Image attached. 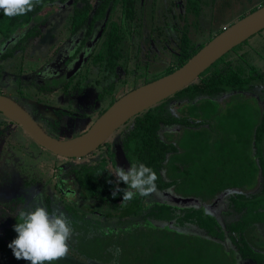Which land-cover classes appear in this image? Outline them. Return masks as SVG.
Returning <instances> with one entry per match:
<instances>
[{"label": "trees", "instance_id": "trees-1", "mask_svg": "<svg viewBox=\"0 0 264 264\" xmlns=\"http://www.w3.org/2000/svg\"><path fill=\"white\" fill-rule=\"evenodd\" d=\"M201 3L202 0H185V11L198 17ZM52 6H57V9L52 10L50 15L60 10L62 6L72 8L70 34L64 44L68 51L71 49L67 62L77 59L80 54L84 62L90 60V66L98 67L103 74L104 84L108 83L107 87H104V92L98 93V99L104 98L107 94L112 96L116 86L115 81L110 78H119L121 75L119 70L124 61V34L121 27L111 21V15L119 8L123 21L134 23L137 14L136 0H41L32 12L24 16L9 18L0 12L1 43L7 41L21 43L23 39L37 37L40 32L39 26L45 23L39 20L41 12L45 7ZM24 27L26 31L22 35L19 31ZM16 43L12 49L5 50L1 58L12 57L13 51L19 48ZM240 46L231 51L237 50ZM201 47L202 45L194 46L187 32H183L176 65L168 69L163 76L181 67ZM62 48L61 53L64 51ZM229 53L213 63L196 81L131 119L132 126L129 131L122 141H116L118 147L107 151V159L113 169L121 164L128 171L131 163L137 162L152 168L158 177L155 193L149 196L136 195L132 201L125 202L126 204L123 203L122 192L113 198L117 178L102 156L91 158L95 156L94 153L80 162L60 167V186L62 185L63 189L65 186H74L78 193H84L85 199L90 200L94 206L106 208L108 210L106 213L109 214L107 217L103 216L106 218H110L120 209L123 213L128 205L134 206L135 210H144L142 203L147 201L152 204L146 207V217L154 215L166 221L177 217L176 220L181 223L189 221L193 232L197 234H206L207 237L214 238L217 232H223L221 240L226 237L232 243L234 237L231 232L243 234L248 228L263 223L264 89L254 92L251 83L264 80V72H257L253 66L246 70L241 65L234 66L232 63L220 66ZM64 73L57 79L50 78L40 88L47 93L61 89L65 94L75 89L82 90V82L87 76L76 80L80 73V63L75 62L70 74ZM155 79L157 78L143 84ZM75 80V85L70 90V84ZM247 94H253L251 98L255 97L258 100L255 103L261 104L257 121L254 117L242 113L243 110L246 112L243 102L246 101ZM239 97L244 99L240 103H233ZM221 103L232 107L229 111H221ZM65 113L69 114V111L54 110L56 115ZM0 118L2 119L1 115ZM57 125L58 123H55L54 128ZM250 185L254 190L260 188L252 194V190L246 191V187ZM126 187L123 183L119 184L121 189ZM66 191L74 192L68 187ZM226 194L229 199L228 210L233 213V220L226 226L221 225V222L219 225L216 219L203 212L202 206L183 207L184 209L176 213L170 209L172 206L160 202L164 201L166 196L182 199L190 197L192 201L202 200L207 203L206 205H210ZM62 205L63 210L49 203L48 211L59 208L71 220L75 211ZM16 223L15 217L10 221L8 229H4L0 234V264H30L28 261L17 260L8 247L17 236L14 231ZM168 240L175 244L174 248H181V251L171 250L168 245L166 249L170 250L167 253L170 261L163 255L158 264L202 262L200 249H193L182 239L176 238L173 242L169 237ZM144 244L140 250L144 249ZM149 249L153 255V246ZM238 250L243 259L263 263V255L252 253L247 245L238 247ZM173 251L176 252L175 255ZM205 254L206 261L203 264H207L208 261Z\"/></svg>", "mask_w": 264, "mask_h": 264}, {"label": "rangeland", "instance_id": "rangeland-1", "mask_svg": "<svg viewBox=\"0 0 264 264\" xmlns=\"http://www.w3.org/2000/svg\"><path fill=\"white\" fill-rule=\"evenodd\" d=\"M203 1L205 7L202 6L199 17L195 18L192 13L185 12L184 0H136V20L130 25L123 21L120 9L116 8L111 15V21L116 22L124 34V61L121 71L124 73L119 78V84L113 96L104 97L102 100L97 99V95L102 93V89L93 84L97 68L90 66V60L80 65V73L76 78L79 80L87 76L83 81L85 86L83 92L72 93L69 91L68 94H65L63 91L57 90L46 94L39 92L35 85L37 71L56 57L54 52L69 36L72 8L62 6L60 10L46 18L43 25L39 26V35L28 41L25 49L18 48L14 51L13 58L0 60V93L10 96L16 101L18 99V103L36 121L39 120L54 138L67 140L76 137L91 126L103 109L106 110L110 106L111 100L115 101L134 87L142 85L146 79L162 77L168 69L176 65L180 39L185 27L189 30L188 35L191 42L194 46L199 47L220 33L223 26L228 27L257 9L248 7V4L257 0ZM260 1L258 8L264 5L263 0ZM56 9L57 6L45 7L39 20L42 21L44 15ZM7 45V43L3 45L0 54L7 47L9 50L14 47V44ZM60 51L61 49L58 50L59 53ZM227 63H232L234 66L241 65L246 70L249 66H253L257 72H264V29L243 42L237 50L230 51L220 66ZM47 67L40 71V78L44 84L47 83V80L44 81ZM59 68H62L61 64ZM251 87L254 92H260L259 90L264 89V80L253 81ZM252 95L245 96L246 101L243 103H245L246 112L243 110L242 113H246L245 116L254 117L257 121L261 104H256L255 102L258 100L255 97L251 98ZM242 99L244 98L239 97L233 103H240ZM35 104L49 112L52 109L71 111L74 116L68 119L64 125H58L56 128L48 127L41 120ZM220 107V110L225 112L229 111L232 106L221 103ZM131 126V121L121 126L99 150L94 152L95 156L91 158L102 156L108 163L109 169L114 172L107 159V151L118 147L116 141H122ZM18 134L15 125L0 122V217L4 215L5 210L9 218H12L20 208L31 203L34 207L40 200L39 204L43 206L45 196L49 197L47 209L50 208L49 203L55 204L61 210H63L62 204L73 209L75 211L71 217L73 236L69 241V252L57 264H114V262L118 264L124 259V255L127 259L131 258L137 263L136 256L132 253L135 252L137 257L142 259L143 252L151 246L154 248V254L151 258L146 259V263L158 264L163 255L168 257L167 253L170 251L166 249L168 245L171 250L181 251V248H174L175 244L168 240L169 237L173 242L176 241V238L182 239L193 249H200L203 259L200 264L206 261L205 253L208 256L207 264H258L256 261L243 259L240 255L238 247L246 245L252 253L263 255L262 264H264V222L248 228L243 234L231 232L234 243L227 240L226 237L221 240L224 236L223 232H217L214 238L207 237L206 234H197L193 232L189 221L185 220L181 223L176 220L177 217L166 221L154 215L143 216L136 221L141 222L138 224L139 228L134 232H124L117 230V224L112 225L117 223L118 219L112 216L106 218L109 215L106 213L108 210L101 206H94L90 200L85 199V194L78 193L74 186H65L63 189L61 185L60 193L51 196L53 189L49 185L45 186V183L50 178V174L55 180L57 172L52 166L53 160L49 166L46 164V158L54 156L48 152L44 154H38L36 150L31 152L33 146ZM49 159L47 158V160ZM119 167L126 171L121 164ZM67 187L74 192L66 191ZM246 188V191L251 192L252 190V194H254L260 187L256 190L252 189L251 185ZM19 195L23 196V202L16 203L14 200H10ZM35 195H39V198L33 202ZM185 199H189L191 202L173 203L171 201L170 205L173 207L170 209L172 208L178 213L180 209H184L183 207L202 206L203 212L216 219L219 225L221 222V225L226 226L230 220H233V213L228 210L227 194L217 198L210 205H206L207 203L202 200L192 201L190 197H185ZM146 223H152L156 229L158 227V230L149 231L143 228ZM143 244L145 247L140 250ZM117 248L122 249L118 259L114 256V251ZM169 258H167L168 261H170Z\"/></svg>", "mask_w": 264, "mask_h": 264}, {"label": "water", "instance_id": "water-1", "mask_svg": "<svg viewBox=\"0 0 264 264\" xmlns=\"http://www.w3.org/2000/svg\"><path fill=\"white\" fill-rule=\"evenodd\" d=\"M263 29L264 5L223 29L170 74L142 84L119 97L84 133L71 139L60 140L47 134L27 111L4 95H0V113L53 155L82 159L96 152L121 126L196 81L218 59ZM164 199L173 203L191 201L167 196Z\"/></svg>", "mask_w": 264, "mask_h": 264}, {"label": "clouds", "instance_id": "clouds-1", "mask_svg": "<svg viewBox=\"0 0 264 264\" xmlns=\"http://www.w3.org/2000/svg\"><path fill=\"white\" fill-rule=\"evenodd\" d=\"M40 2L41 0H0V12L9 18L24 16L32 12ZM113 174L117 178L113 198L122 192L123 203L132 201L136 195L149 196L157 191L158 177L144 163H131L128 171L115 166ZM120 183L127 187L119 188ZM38 198L39 195H35L33 202ZM16 218L14 231L17 236L8 247L17 260L28 261L30 264H57L67 256L73 229L71 220L59 208L49 212L41 204L36 203L33 207L31 203L20 209ZM121 253L122 249L117 248L114 256L118 259Z\"/></svg>", "mask_w": 264, "mask_h": 264}, {"label": "flooded vegetation", "instance_id": "flooded-vegetation-1", "mask_svg": "<svg viewBox=\"0 0 264 264\" xmlns=\"http://www.w3.org/2000/svg\"><path fill=\"white\" fill-rule=\"evenodd\" d=\"M202 6H204L205 7V4H204V1L202 0V3L200 4V12H199V14L201 13V11H202ZM184 8H185V0H184ZM61 9V8H60ZM186 12V11H185ZM121 13V12H120ZM191 13V12H190ZM193 14V13H192ZM72 15V14H71ZM194 15V14H193ZM50 16V14H46L45 15V17H43V20L42 21H45L46 20V18H48ZM194 17H195V15H194ZM198 17H199V15H198ZM197 17V18H198ZM122 18V17H121ZM196 18V17H195ZM126 23V22H125ZM126 24H128V25H130L131 23H126ZM226 27L225 26H223L222 27V30L223 29H225ZM70 29V28H69ZM121 30H122V28H121ZM186 30V31H185ZM185 30H184V32H187V34L189 33V30L187 29V27H185ZM26 30H25V27H24V29H22V31H19V33H21L22 35H23V33L25 32ZM69 34H70V30H69ZM183 34V33H182ZM182 36V35H181ZM18 37H20V36H18ZM18 37H16V38H18ZM188 37H189V35H188ZM35 38V37H34ZM68 38H69V36H68ZM68 38L66 39V41L62 44V46L60 47V48H58V49H56V51L54 52L55 54H56V57L53 59V60H51V62L49 63H46V64H44L38 71H37V73H36V81L35 80H33V81H35V85L37 86V88H38V90H39V92H41V93H46V94H49V93H47L44 89H42V88H40L41 86H44L45 84L43 83V80H42V78H40V71L42 70V69H44L46 66H48L46 69H47V71H46V79H44V81H46V80H49L50 78H55V79H57L60 75H62L64 72V74H70L71 72H72V68L74 67V65H75V62H76V64L77 63H80V65L84 62V60H83V56H82V54H80L79 55V57L77 58V59H74L73 61H70V62H67L68 61V59L70 58V54H69V52H71V49L68 51V49H66V47H65V43L67 42V40H68ZM31 39H33V38H29V39H23L22 40V42L21 43H16L14 40H16V39H14L13 41L16 43V44H18V46H19V49L20 50H23V49H25L26 48V43L28 42V41H30ZM190 39V38H189ZM191 41V40H190ZM5 43H7L8 45L7 46H10V45H12V44H15V43H11V41H7V42H5ZM5 43L3 42V43H1V38H0V50L2 49V47H3V45H5ZM64 45V46H63ZM203 45H205V44H202V46ZM201 46V45H200ZM63 47V48H62ZM180 47V46H179ZM8 48V47H7ZM7 48H6V50H7ZM63 49L64 51H62L63 53H61V51H60V53L58 52V50L59 49ZM18 49V48H17ZM15 51V50H14ZM14 51H13V56H12V58L14 57ZM179 51V50H178ZM3 52H5V50L4 51H1V54L3 53ZM1 54H0V60H7V59H9V58H11V57H8V58H1ZM178 54V53H177ZM58 57V58H57ZM57 58V59H56ZM53 61V62H52ZM58 61V62H57ZM60 64L62 65V68H59L60 67ZM72 64V65H71ZM69 65V66H68ZM97 68V74H96V79L93 81V84L95 85V86H97V87H100L101 89H102V93L104 92V87H107V85H108V83H105L104 84V80L102 81V77H103V74H101L100 73V69L98 68V67H96ZM123 69H122V67H121V69L119 70V72L121 73V75L124 73V72H121ZM71 71V72H70ZM49 74V75H48ZM120 75V76H121ZM69 76H71V75H69ZM120 76H119V78H120ZM119 78H115V77H112V78H110L111 80H114L115 81V86L117 87V85L119 84ZM116 79V80H115ZM153 79V78H152ZM151 80V79H150ZM99 81V82H98ZM145 81H148V79H146ZM144 81V82H145ZM75 85V83L72 85V83L70 84V90L72 89V87ZM134 88H136V87H134ZM133 88V89H134ZM85 89V86L83 85V82H82V90H84ZM57 90H61V89H57ZM57 90H53L52 92H55V91H57ZM82 90H77V89H75V90H71V92L73 93V92H81ZM115 90H116V88H115ZM115 90H114V92H115ZM62 91V90H61ZM52 92H50V93H52ZM83 92V91H82ZM114 94V93H113ZM0 95H4V96H7V95H5V94H3V93H0ZM98 96H99V94L97 95V99H98ZM113 96V95H112ZM7 97H9V98H11L12 100H14L16 103H18L19 102V100L17 99V101L15 100V99H13L12 97H10V96H7ZM104 97H108V94L107 95H105ZM109 97H111V96H109ZM102 100V99H101ZM114 100V99H113ZM112 101V100H111ZM110 101V102H111ZM19 104V103H18ZM110 104V103H109ZM20 105V104H19ZM21 106V105H20ZM35 106H36V108L38 109L37 111H38V113H39V115H40V117H41V120L43 121V123H45L48 127H51V126H53L55 123H58V125H64L67 121H68V119H70L72 116H74V114L71 112V111H69V114L67 113H65V115H56V114H54V110L52 109L50 112L49 111H47V110H45L44 108H42V107H40L38 104H35ZM22 107V106H21ZM23 109H24V107H22ZM25 111H27L26 109H24ZM104 110V109H103ZM61 111H64V112H67V110H61ZM28 112V111H27ZM104 112V111H103ZM29 113V112H28ZM30 114V113H29ZM100 114H101V112H100ZM99 114V115H100ZM0 115H1V117H2V119L0 118V122H2V123H10V124H13V125H15L16 126V130H17V132L19 133L18 135H20V136H22V138H25V140H28L29 142H30V144H31V146H33L32 148H33V150H31V152L32 151H34V150H36L37 152H38V154L40 153V154H44V153H46V152H48V151H46L44 148H42V147H40L39 145H37L29 136H27L26 134H25V132L17 125V124H15L14 122H12V121H10V120H8V119H6L1 113H0ZM33 118V117H32ZM57 118V119H56ZM34 119V118H33ZM37 119V118H36ZM35 120V119H34ZM38 120V119H37ZM36 121V120H35ZM37 122V124L47 133V134H49V135H51L49 132H47L46 131V129L42 126V124H41V122L38 120V121H36ZM57 125V126H58ZM126 125V124H125ZM54 127V126H53ZM37 147V148H36ZM102 147V146H101ZM100 147V148H101ZM100 148H98L97 150H99ZM30 152V153H31ZM48 153H50V152H48ZM50 154H52V153H50ZM35 155H37V154H35ZM38 157H39V155H37ZM52 156H54V157H47L49 160H47V158H46V161H47V165H51V160H53V163H52V166H54L55 167V170H56V172H57V176L54 178L55 180H53V178H52V176H51V174L49 175V177L50 178H48V180H47V183H45V186H47V185H49V186H51L52 187V189H53V191H52V195L51 196H54L55 195V193H60V190H61V186H60V184H59V168L60 167H62V166H65V165H67V164H69V163H77V162H79L81 159H67V158H62V157H59V156H56V155H53L52 154ZM83 159V158H82ZM38 160V159H37ZM58 162H59V164H58ZM58 178V179H57ZM48 196H45V202H43V206L44 207H46L47 208V205H48ZM10 200H14L16 203L17 202H23L22 200H23V196L22 195H19V196H16V197H14V198H12V199H10ZM55 200V199H54ZM57 201V200H56ZM41 202V200L38 202V203H40ZM60 203V202H59ZM55 205V204H54ZM20 209H22V208H20ZM19 209V210H20ZM18 210V211H19ZM6 211H9V210H7L6 209ZM18 211L15 213V215L12 217V218H9V215L5 212V210H4V212H3V216L1 215V217H0V234L3 232V230L5 229H8V227H9V223H10V221L12 220V219H14L15 217H16V215H17V213H18ZM10 212V211H9ZM3 226V227H2Z\"/></svg>", "mask_w": 264, "mask_h": 264}, {"label": "crops", "instance_id": "crops-1", "mask_svg": "<svg viewBox=\"0 0 264 264\" xmlns=\"http://www.w3.org/2000/svg\"><path fill=\"white\" fill-rule=\"evenodd\" d=\"M260 2H261L260 0L254 1L251 4H248L249 5L248 7L251 9L258 8ZM262 3H264V0L262 1ZM250 11H252V10H250ZM160 202H164V203L169 204V205L171 204V201H160ZM135 203H136V201H135ZM124 204H126V203H124ZM151 204H152V202L151 203H149L147 201L143 202L142 207L144 208V210H135L134 206L129 207V205H128L127 210L125 209L123 211V213L120 209L118 212H116L114 215H112L115 219H118V222L115 224H112V225L117 224L116 227H117V230H119V231H124V232L125 231H131V232L133 231L134 232L137 228H139L138 224H141V222H136V221H138V219H140L143 216L146 217L147 210L145 208L149 207ZM170 206L173 207V205H170ZM116 215H117V217H115ZM143 228H146L149 231L158 230V227L156 229L155 225H153L152 223L144 224ZM108 233H110V232H108ZM125 245L128 246L127 244H125ZM132 254L136 256L135 258L137 259V263L132 261L131 258L127 259L126 255H124V257H123L124 259H122L121 262H118V264H122V263L123 264H147L146 259H149L152 256L149 248H147L146 251H144L143 254L141 255L143 257L142 259L141 258L139 259L135 252H133ZM141 260H142V262H141Z\"/></svg>", "mask_w": 264, "mask_h": 264}]
</instances>
